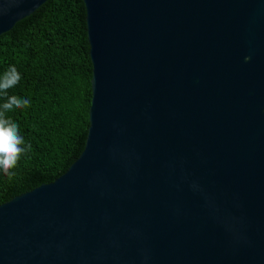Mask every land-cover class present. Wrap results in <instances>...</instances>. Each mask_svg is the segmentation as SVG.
Returning <instances> with one entry per match:
<instances>
[{
	"label": "water",
	"instance_id": "95a60500",
	"mask_svg": "<svg viewBox=\"0 0 264 264\" xmlns=\"http://www.w3.org/2000/svg\"><path fill=\"white\" fill-rule=\"evenodd\" d=\"M81 2L83 147L0 203V264H264V0Z\"/></svg>",
	"mask_w": 264,
	"mask_h": 264
},
{
	"label": "trees",
	"instance_id": "16d2710c",
	"mask_svg": "<svg viewBox=\"0 0 264 264\" xmlns=\"http://www.w3.org/2000/svg\"><path fill=\"white\" fill-rule=\"evenodd\" d=\"M87 51L81 0H46L0 34V76L14 66L21 77L7 96L31 101L6 116L32 146L11 180L0 171V203L51 182L82 150L90 101ZM6 98L0 93V104Z\"/></svg>",
	"mask_w": 264,
	"mask_h": 264
},
{
	"label": "clouds",
	"instance_id": "9594fccd",
	"mask_svg": "<svg viewBox=\"0 0 264 264\" xmlns=\"http://www.w3.org/2000/svg\"><path fill=\"white\" fill-rule=\"evenodd\" d=\"M21 0H0V15H3L5 5L20 3ZM245 61L250 59L246 56ZM20 73L14 66H10L0 76V93L7 98L0 104V171L10 180L16 175L14 169L21 156L31 151V144H25L24 138L19 133V125L6 116L7 112L30 106L31 101L16 95L7 96L8 89L20 81Z\"/></svg>",
	"mask_w": 264,
	"mask_h": 264
}]
</instances>
